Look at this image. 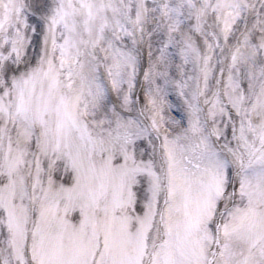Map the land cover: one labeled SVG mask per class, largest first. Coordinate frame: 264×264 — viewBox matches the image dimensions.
<instances>
[{
  "label": "snow or ice",
  "instance_id": "snow-or-ice-1",
  "mask_svg": "<svg viewBox=\"0 0 264 264\" xmlns=\"http://www.w3.org/2000/svg\"><path fill=\"white\" fill-rule=\"evenodd\" d=\"M0 264H264V0H0Z\"/></svg>",
  "mask_w": 264,
  "mask_h": 264
}]
</instances>
